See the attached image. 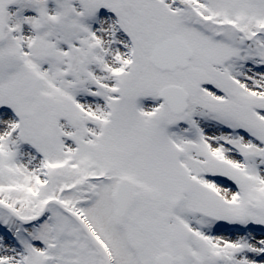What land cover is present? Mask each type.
Instances as JSON below:
<instances>
[{
	"label": "snow or ice",
	"instance_id": "1",
	"mask_svg": "<svg viewBox=\"0 0 264 264\" xmlns=\"http://www.w3.org/2000/svg\"><path fill=\"white\" fill-rule=\"evenodd\" d=\"M0 264H264V0H0Z\"/></svg>",
	"mask_w": 264,
	"mask_h": 264
}]
</instances>
